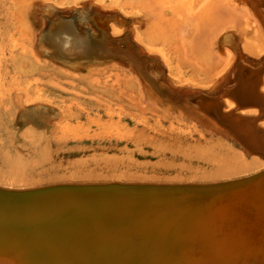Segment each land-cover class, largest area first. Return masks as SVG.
<instances>
[{
    "label": "rangeland",
    "instance_id": "374dc122",
    "mask_svg": "<svg viewBox=\"0 0 264 264\" xmlns=\"http://www.w3.org/2000/svg\"><path fill=\"white\" fill-rule=\"evenodd\" d=\"M0 160L27 169L19 184L1 180L14 190L262 171L264 0H0ZM237 187L151 191L140 205L134 194L4 193L0 261L27 264L36 236L45 259L55 245L76 264H264V176ZM225 196L262 219L230 231ZM105 228L106 242L91 238Z\"/></svg>",
    "mask_w": 264,
    "mask_h": 264
},
{
    "label": "water",
    "instance_id": "95a60500",
    "mask_svg": "<svg viewBox=\"0 0 264 264\" xmlns=\"http://www.w3.org/2000/svg\"><path fill=\"white\" fill-rule=\"evenodd\" d=\"M254 117L253 119H255ZM264 176V169L262 171H259L257 173H254L252 175L242 177V178H235L231 180H223L219 182H207V183H119V182H99V183H90V182H81V181H71V184H61L59 183L58 185H51V186H46V187H40L36 189H29V190H14L10 188H5V187H0V199L4 200L2 196L4 193H7L8 195H16V196H28V195H34L39 192H54V191H63L65 193H75L77 195H81V193H90L89 198L92 199L94 194L96 195L97 193H109L112 196L116 197L117 199H128L129 197H132L134 194L135 196H142L143 200L137 201V205H140L141 203H144L145 198L149 196L148 193L151 191H155V193H161V194H173V193H179L183 191H195L194 195H198L200 192H203L204 194H210L211 190H214V194H221V193H227L230 192L231 189L230 187H236L237 186H242L248 183H251L255 181L257 178L261 179V177ZM66 183V182H64ZM238 189V187L236 188ZM192 193V192H190ZM171 194V195H172ZM9 198V197H6ZM44 207H47V210L45 212L47 213L50 210L49 206H41L38 207L39 210H42ZM110 229V228H109ZM96 231L94 232L93 236L91 238L93 239H99L102 237L101 240H104L105 242L107 241V238L104 236H108L109 232L108 230L105 229H95ZM107 230V231H105ZM100 235V236H99ZM21 237L18 238L19 243L24 246V247H31L30 244L24 241V243H21L23 239L22 235L20 234ZM75 238V237H74ZM76 239V238H75ZM38 238L34 236V241L36 243V249L37 251L32 253L27 260V264H76L77 261L80 259L79 257L70 258L66 256V252L72 251V249H61L59 247L54 248L51 245L52 249H48L53 252L59 251L63 252L60 253L59 259H56L54 256V260L52 261V258L50 260H46L42 254V250L38 246ZM76 243V242H75ZM76 252L78 251L77 249L75 250ZM78 253V252H77ZM3 263L2 261H0ZM5 264V263H3Z\"/></svg>",
    "mask_w": 264,
    "mask_h": 264
},
{
    "label": "bare ground",
    "instance_id": "6f19581e",
    "mask_svg": "<svg viewBox=\"0 0 264 264\" xmlns=\"http://www.w3.org/2000/svg\"><path fill=\"white\" fill-rule=\"evenodd\" d=\"M228 170V169H227ZM27 169H25V168H22V167H19V166H16V165H6V164H4L3 163V161L2 160H0V182H1V180H5V182L7 181V183L9 182H12V184L13 183H15V182H17V184H19L18 182H22V181H26V179H29L30 178V176H28V174H27ZM230 173L232 174V172H223V173H220V174H218V175H216V176H212L211 178L212 179H216V178H220V179H225V178H230L231 177V175H230ZM234 176V175H233ZM146 180V179H145ZM81 182H90V183H99V182H103V180L102 179H87V180H82ZM2 183V182H1ZM3 183H4V181H3ZM54 183H61V184H71L70 182L68 183V182H66V183H64V182H54ZM6 184V183H5ZM11 184V183H10ZM239 187V186H238ZM241 187H239V189H240ZM243 188H244V186H243ZM236 189V188H235ZM252 189V188H251ZM257 189V188H256ZM235 191V190H234ZM237 191V190H236ZM240 191H242V189L240 190ZM244 191H246V190H244ZM243 191V192H244ZM258 192V191H257ZM257 192H254V190L252 191V190H249V192L247 193V194H250L253 198H255L256 196H257V194H259L260 195V193H257ZM234 193H236V192H234ZM239 193V192H238ZM245 193V192H244ZM243 193V194H244ZM237 194V193H236ZM247 194H244V195H247ZM235 195V194H234ZM240 195H242V192H241V194ZM243 195V196H244ZM236 196V195H235ZM239 196V195H238ZM234 197V196H233ZM240 197V196H239ZM242 197V196H241ZM240 197V198H241ZM257 197H259V196H257ZM244 198V197H243ZM242 198V199H243ZM249 198V197H248ZM260 198V197H259ZM242 199H234V198H232L231 196H228V197H221V200H222V205H223V207H217V209H218V213L220 214L219 216H220V218H221V220H222V222L224 223V225L225 226H227L229 229H230V231H234V230H236V229H238V222L240 223L241 221L242 222H247L249 225H251V224H253L255 221L257 222V221H259V220H261L262 219V217L260 218V216H259V211H260V213H261V210H259L258 208L256 209V208H251V206H249L248 205V202H245L246 201V199H244L243 201H242ZM255 200V199H254ZM261 200V199H260ZM264 200V199H263ZM259 201V200H258ZM254 203H255V201H253ZM237 203H239V204H237ZM227 204V205H226ZM220 205V204H219ZM251 205V204H250ZM260 206V205H259ZM255 207V206H254ZM9 213V212H8ZM262 213H263V211H262ZM255 216H259V218L258 217H255ZM255 217V219H253ZM256 218H258V220L256 219ZM29 220V219H28ZM28 220H27V218H26V220H24L25 222L27 221L28 222ZM37 220V219H36ZM23 221V220H22ZM30 223L31 222H28V224L27 225H24V226H26V227H28L29 225H30ZM35 223V222H34ZM25 224V223H24ZM22 226H23V224H21ZM31 226V225H30ZM29 226V227H30ZM36 227H38V226H36ZM31 228H33V227H31ZM30 228H28V230H29ZM40 229V228H39ZM25 230V229H24ZM61 230V229H60ZM59 230V231H60ZM218 230V229H217ZM22 231V230H21ZM41 231V230H40ZM39 231V232H40ZM247 231H248V229H247ZM24 232V231H23ZM63 232H65L64 230H63ZM218 232H219V230H218ZM244 231H242V233H243ZM33 233V232H32ZM246 233V232H245ZM65 233H63V235H64ZM60 235V234H59ZM61 235H62V233H61ZM60 235V236H61ZM66 236V235H65ZM133 236V235H132ZM44 237H46V236H44ZM125 237V236H124ZM128 237V236H127ZM39 238H41V236L39 235ZM110 238V237H109ZM129 238H130V236H129ZM129 238H127V239H129ZM41 239H43V238H41ZM47 239V238H46ZM131 239V238H130ZM135 239H133V241H134ZM32 241H33V239H32ZM44 241H46V240H44ZM43 241V243H42V246H44V245H46V247H47V244H46V242H44ZM128 241V240H127ZM132 241V242H133ZM138 241H139V239H138ZM34 242V241H33ZM33 242H32V244H33ZM40 242V241H39ZM42 242V241H41ZM27 243H28V241H27ZM31 243V242H30ZM35 243V242H34ZM128 243H130V241L128 242ZM138 243V242H137ZM31 244V245H32ZM115 244V243H114ZM113 244V245H114ZM119 244H121V243H119ZM126 244H127V242H126ZM132 244V243H131ZM136 243H134V245H135ZM214 244V243H213ZM34 245V244H33ZM39 245H40V243H39ZM38 245V246H39ZM134 245H132V246H134ZM41 246V245H40ZM120 246V245H119ZM122 246V245H121ZM124 246V245H123ZM127 246V245H126ZM125 246V247H126ZM129 246V245H128ZM127 246V247H128ZM139 247V246H138ZM32 248V247H31ZM34 248V247H33ZM32 248V249H33ZM41 248H43V247H40V249ZM122 248V247H121ZM159 248V247H158ZM30 249V248H29ZM28 249V250H29ZM32 249H30V250H32ZM44 249V248H43ZM45 249H47V248H45ZM51 249V248H50ZM146 249V248H145ZM34 250V249H33ZM35 250L37 251V249L35 248ZM112 250H113V248H112ZM121 250V249H120ZM124 250H126V249H124ZM124 250H122V251H124ZM45 252H46V250H44ZM49 251V250H48ZM148 253L146 254V256L144 257V261L145 262H147V263H151L152 261H154L155 260V257H154V259L151 257H149L148 255H150V256H153V254H157L156 252H157V250H156V248H149L148 249ZM33 252V251H32ZM35 252V251H34ZM133 252H135V251H133ZM166 252H169V251H166ZM47 253V252H46ZM50 253V251L47 253V258H48V254ZM28 254H30L29 252H28ZM35 254V253H34ZM130 254H131V252H130ZM121 255V254H120ZM168 255V254H167ZM30 256V255H29ZM112 256V255H111ZM123 256H125V254H123ZM126 256H127V254H126ZM132 256V255H131ZM171 258L169 259V260H173V261H175L177 258H179V256H175L176 258L174 259V257L172 256V255H169ZM137 257V256H136ZM45 258V257H44ZM46 258V259H47ZM129 258V257H128ZM135 257H133V259H134ZM138 260V259H137ZM157 260H159V259H157ZM164 261V260H163ZM176 261H178V260H176ZM166 262V261H165ZM162 263H164V262H162ZM177 263V262H176ZM181 263V262H180Z\"/></svg>",
    "mask_w": 264,
    "mask_h": 264
}]
</instances>
